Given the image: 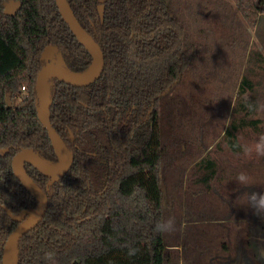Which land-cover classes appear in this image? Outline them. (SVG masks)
Wrapping results in <instances>:
<instances>
[{"label":"trees","instance_id":"16d2710c","mask_svg":"<svg viewBox=\"0 0 264 264\" xmlns=\"http://www.w3.org/2000/svg\"><path fill=\"white\" fill-rule=\"evenodd\" d=\"M232 1L249 28L264 17V0ZM11 2L20 5L15 13L6 8ZM66 2L98 43L103 66L87 85L46 81L50 124L72 161L56 179L22 163L44 192L47 208L17 241L14 264H167L173 257L170 246L179 244L170 243L167 228H157L166 225L161 106L183 71L208 54L206 43L188 45L179 1ZM47 45L57 46L56 62L70 73L91 65L92 57L61 18L55 0H0V264L8 234L28 213L21 221L15 217L37 206L14 175L13 156L30 148L45 163L57 165L34 91ZM253 52L263 63L262 53ZM255 87L242 76L223 134L233 152L242 149L236 132L257 124L249 117L257 112L256 96L244 98ZM13 98L19 99L15 106ZM195 167L204 169L198 180L208 184L218 166L205 154ZM47 252L53 253L51 261L44 259Z\"/></svg>","mask_w":264,"mask_h":264},{"label":"rangeland","instance_id":"374dc122","mask_svg":"<svg viewBox=\"0 0 264 264\" xmlns=\"http://www.w3.org/2000/svg\"><path fill=\"white\" fill-rule=\"evenodd\" d=\"M178 1L188 45L197 41L206 43L208 54L183 71L161 106L165 224L172 221V215L179 216L165 233L170 243L179 244V247L184 245L186 252L192 251L195 244L204 249L209 245L217 251L225 238L224 219L220 223L214 221L219 215L218 206L225 202L231 211L229 206L236 200L225 197L220 202V196L218 199L209 195L210 192L206 195L202 188L196 190L197 193L192 190L198 189L200 184L201 172L195 163L205 154L216 160L217 180H211L212 187L217 186L216 183H227L233 189L244 185L250 194L264 191V154L256 152L257 143L264 141V70L260 68V65L264 67V60L259 65L253 52L258 50L264 59V17L251 29L232 0H172ZM243 75L256 82L255 92L248 91L244 98L256 96L258 109L249 117L252 119L250 124L255 120L258 125L255 123V126L249 125L237 132L242 150L233 153L222 141L221 134L233 117L237 86ZM18 102V98H13L11 104L15 106ZM240 174L248 177L246 183L237 179ZM214 192L212 188V194ZM244 203L246 213L233 203L236 209L232 216L238 218L244 213L249 214L248 222L253 225L254 210L249 203L247 206L246 199ZM198 215L201 223L195 224L192 221ZM193 228L198 233L191 230ZM212 243H215V249L210 246ZM171 251L173 257L167 264L173 263L180 254L173 248ZM201 259L199 264L215 262L210 258Z\"/></svg>","mask_w":264,"mask_h":264},{"label":"water","instance_id":"95a60500","mask_svg":"<svg viewBox=\"0 0 264 264\" xmlns=\"http://www.w3.org/2000/svg\"><path fill=\"white\" fill-rule=\"evenodd\" d=\"M55 4H57L61 18L68 24L75 38L79 40L92 57L91 65H93V68L90 75L86 77H80L78 76V73L68 72L56 62L55 54L58 50L56 45L45 46L40 54V58L46 60V64L39 69L34 85L38 119L42 126L47 129L51 145L56 153L57 165L51 166L45 163L41 158H38L30 148H22V150L13 156L11 165L14 175L20 183L28 189L35 200H37V206L35 208L26 209L18 217H15V219L21 221L23 220L22 218L24 214L28 213L27 218L8 234L2 251V264H14V248L17 241L25 232L35 227L41 221L47 208V200L44 192L27 176L22 163L27 161L47 177L56 179L67 172L72 161V153L64 145L59 134L50 124L49 98L45 89L46 81L51 78H58L73 86L87 85L100 75L99 73L103 66L104 56H102V51L98 43L85 32L73 12L70 10L66 0H55ZM19 6V3L11 2L7 4L6 8L15 13Z\"/></svg>","mask_w":264,"mask_h":264},{"label":"crops","instance_id":"0c3cea01","mask_svg":"<svg viewBox=\"0 0 264 264\" xmlns=\"http://www.w3.org/2000/svg\"><path fill=\"white\" fill-rule=\"evenodd\" d=\"M237 88H238V86H237ZM250 97H252V96H249L248 98H250ZM235 102H236V98H235ZM234 104H233V107H234ZM230 121L228 122V125L225 127L224 131L230 126ZM224 131L221 134L222 141L226 144V146L229 148V150H231L228 143L226 142L225 138H223ZM237 132H236V136H237ZM237 140H238V137H237ZM240 144H241V142H240ZM236 152H239V151H236ZM236 152H233V153H236ZM198 172H201V175L198 177V179H199L202 176V174L204 173V169L201 168L198 170ZM216 175H217V173L213 177L212 182L215 179L217 180ZM212 182L209 181V183L206 184L203 181H201L200 184H202V186H200V184H199L198 189H192V190L196 191V190H201V188H202V190L205 192V194L206 193L208 194L210 192L209 195H213L216 197L220 196V199L217 197L220 200V202H221V199L223 200V198H225V197H227V198L232 197V200H236L235 202H232V205L229 206L231 211H229L228 206L225 204V202L223 203V205L221 203L218 206L219 209L217 210L218 211L217 213L219 215H217V217L214 221L216 223L217 222L220 223V221L222 219H224L222 224L224 225L223 228L225 231L224 232L225 238L222 241V246L220 248H218V250L216 251V250L210 249L209 245H207L206 248L204 249L203 248L204 246L201 247L198 244H195V246H193L192 251L186 252L185 249L184 250L181 249V247H179L178 245H175V246L172 245V246H170V248L178 250L180 252V254H177V259L174 261L172 260L173 263L172 262L171 263L172 264H175V263L176 264H199V261L204 254V256L201 260H203V259L206 260V259L210 258V261L212 259L216 262V263L211 262V264H218V263H220V264L221 263L222 264H264V261H263V259H264V219H262L263 215L262 214L258 215L254 212L255 215H254V218L252 221L253 225L249 224V222H248L247 218L249 217V214L244 215L246 213L245 212L246 211V203H244V199H246L247 206H248L249 194H250L249 189L246 188L244 185L241 187H237V189H233L230 186H228L227 183H219V184L216 183L217 186L214 185L212 187ZM212 188H213V190H215V192L213 194H212ZM228 189L231 191H229ZM262 192H264V191H261L260 194ZM196 193H197V191H196ZM233 203H237V207H239V208L241 207V210H243L245 212V213L242 212L244 214L238 218H234L232 216L233 211L236 209V206L233 205ZM224 211H225V213H224ZM224 214H225V216H224ZM178 217L179 216H177V215H172L171 220L177 221ZM197 217L198 218H196L192 222L195 224H200L201 223V220H200L201 217H200V215H198ZM233 222H235V223H233ZM224 223H226V224H224ZM261 225H263V226H261ZM194 228L196 229L198 227L194 226ZM194 228L191 230H194L195 232L198 233V230H195ZM200 233H201V235L203 234V232H200ZM214 245H215V243H212L210 246L215 249L216 247ZM201 248H203V249H201ZM178 255H179V258H178ZM207 255H209L208 258H207Z\"/></svg>","mask_w":264,"mask_h":264},{"label":"clouds","instance_id":"9594fccd","mask_svg":"<svg viewBox=\"0 0 264 264\" xmlns=\"http://www.w3.org/2000/svg\"><path fill=\"white\" fill-rule=\"evenodd\" d=\"M256 152L258 154H264V141L257 143ZM237 179L242 183H246L248 180V177L244 174H240L237 177ZM249 204L256 214L259 215V214L264 213V194H255V193L250 194ZM171 224H172V221L169 220L166 225H157V228L162 230V229L170 227ZM52 258H53V253L51 252L45 253L44 259L46 261H51Z\"/></svg>","mask_w":264,"mask_h":264},{"label":"bare ground","instance_id":"6f19581e","mask_svg":"<svg viewBox=\"0 0 264 264\" xmlns=\"http://www.w3.org/2000/svg\"><path fill=\"white\" fill-rule=\"evenodd\" d=\"M92 68H93V65H91V67L89 69H87L85 72L78 73V76H80V77H86V76L90 75Z\"/></svg>","mask_w":264,"mask_h":264},{"label":"flooded vegetation","instance_id":"af4514ba","mask_svg":"<svg viewBox=\"0 0 264 264\" xmlns=\"http://www.w3.org/2000/svg\"><path fill=\"white\" fill-rule=\"evenodd\" d=\"M262 215H263V218L262 219H264V213H262ZM263 224V223H262ZM261 226H263V225H261ZM263 261H264V259H263Z\"/></svg>","mask_w":264,"mask_h":264}]
</instances>
